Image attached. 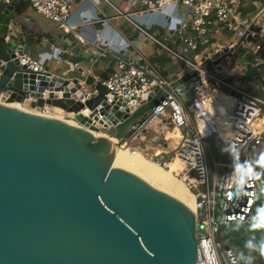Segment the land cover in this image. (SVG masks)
Here are the masks:
<instances>
[{
  "label": "water",
  "instance_id": "water-1",
  "mask_svg": "<svg viewBox=\"0 0 264 264\" xmlns=\"http://www.w3.org/2000/svg\"><path fill=\"white\" fill-rule=\"evenodd\" d=\"M19 16V1L0 2V264H195L190 193L156 167L115 153L107 137L120 144L171 89L232 68L245 37L208 48L197 69L163 89L107 105L105 77L72 65L41 76L25 71L24 47L10 34ZM45 90L62 94L43 101ZM32 91L29 110L10 106ZM45 106L71 123L33 112Z\"/></svg>",
  "mask_w": 264,
  "mask_h": 264
},
{
  "label": "built area",
  "instance_id": "built-area-1",
  "mask_svg": "<svg viewBox=\"0 0 264 264\" xmlns=\"http://www.w3.org/2000/svg\"><path fill=\"white\" fill-rule=\"evenodd\" d=\"M14 1L27 3L42 17L64 27L66 32L73 31V27L66 24L73 0H0L5 4ZM101 1L109 4L108 0ZM135 1L140 7L138 13L142 15L163 13L167 9H172L177 14L182 10V21L173 34L191 52L197 51L196 40L207 43L208 32L214 27H221L231 34L234 42L245 37L246 45L243 49L251 47L254 54L262 51V45L257 41L252 43L253 46L247 42L256 37L249 31V27L258 24L256 21L241 19L238 7L241 0ZM87 23V20H83V24ZM135 27L152 43L181 61L188 72L198 68V61H187L144 28L137 25ZM188 32L194 34V38L187 36ZM218 47L221 50L226 45ZM59 56L53 50L49 54V60L58 59ZM18 60L20 65L25 66V71L36 76L51 72L45 70L46 59L23 53ZM116 67L103 81L108 90L105 98L107 105L115 104L119 99L136 100L169 85L153 67L134 66L125 59H118ZM72 68L81 69L79 63L73 64ZM216 73L219 74L220 71L200 72L189 82L186 93L190 90L194 92L189 103L185 102V94H182L180 87L173 88L157 106L131 126L120 144L112 137L107 138L114 141L115 148L132 155L139 154L163 169H167L175 161L179 163V170L172 174L191 192L195 206V264H242L234 250L223 248L221 237H217V234L222 228L226 229L233 224L249 225L254 221L253 210L261 191V183L255 166L246 157L251 147H261L264 144V100L228 79L215 76ZM208 89L215 90L216 93H209ZM84 90L85 94L91 93L88 89ZM61 94L45 90L39 95L46 101L50 99V95L59 98ZM37 95V91L26 94L23 102L17 103L19 109L29 110L30 103L37 100ZM0 102H4L1 96ZM51 109L45 106L36 108L33 112L48 116ZM153 125L157 129L152 142H149L152 145L144 146V134ZM213 137L221 142L222 152L229 155L233 163H219L213 159L206 143Z\"/></svg>",
  "mask_w": 264,
  "mask_h": 264
},
{
  "label": "crops",
  "instance_id": "crops-1",
  "mask_svg": "<svg viewBox=\"0 0 264 264\" xmlns=\"http://www.w3.org/2000/svg\"><path fill=\"white\" fill-rule=\"evenodd\" d=\"M108 1L109 4L101 0H73L66 23L67 26L73 27V31L70 32H66L64 27L42 17L27 3L19 1L20 16L17 29L11 30L10 34L18 36L25 54L34 58L46 59V67L52 73L66 72L69 65L79 63L81 69H73L75 72L80 71L86 75L107 78L117 69L118 59H125L134 66L142 68L153 67L169 83L188 72L184 65L173 63L169 53L144 37L135 27L137 25L144 28L156 39H162L159 41L170 43L179 51H183L186 47L181 44L180 38L173 34L174 29L182 21L181 15L171 19L168 23L164 17L166 18L165 15L174 17L176 14L172 9H167L163 13H150L151 18L138 13L140 7L135 0ZM238 7L242 20L255 21L257 19V24L261 27L259 19L264 20V0H241ZM83 20H87L88 23L83 24ZM261 28L262 30L255 37V41L260 44V40H264V26ZM186 34L194 38V34L189 32ZM248 40L247 42L250 43ZM206 41L207 43L196 40L197 50H201V46L207 49L211 46H228L234 43V38L221 27H214L208 32ZM53 50L60 54L59 60H49V54ZM201 54H194L192 56L194 61L186 60L196 62ZM223 69L227 73L231 70L229 67H224L221 68L220 73ZM233 83L240 84V82ZM49 113L60 115L63 112L52 108ZM64 119L70 120L71 116L65 114ZM156 129L155 125L148 129L151 131L147 144L149 147L152 145L149 142H152Z\"/></svg>",
  "mask_w": 264,
  "mask_h": 264
},
{
  "label": "rangeland",
  "instance_id": "rangeland-1",
  "mask_svg": "<svg viewBox=\"0 0 264 264\" xmlns=\"http://www.w3.org/2000/svg\"><path fill=\"white\" fill-rule=\"evenodd\" d=\"M181 11H178L177 14L174 13V14H176V15H174V17L165 15L166 18L164 17V20H166L169 23V21L171 19H175L176 16H180ZM147 16H150L152 18V15H147ZM262 19H259V25L261 27L264 26V20H262ZM255 20L257 22V19H255ZM263 38H264V35H263ZM12 40L16 41L17 43L20 44V40L18 39V37H14V38H12ZM158 40L162 41V39H158ZM249 42H250V44H252L255 41H253V39L250 38ZM260 42L262 45V51H260L257 54H254L252 52L251 47H248L245 50L241 49L240 53L236 54L233 57V59L231 61L233 64V68H231L229 73H227V71L225 69H223L221 71V73H219V74L216 73L215 76L222 78V79H225V80L228 79L232 83L233 82H240L238 87H240L243 90L249 92L250 94L257 96L258 98L264 100V79H261L262 77L264 78V51H263L264 50V47H263L264 46V40L262 39V41L260 40ZM164 44L167 45L174 52L180 54L184 59H187L190 61H194L192 58V56L194 54L203 53L202 51L207 49V48H204V46H201L202 49L197 50L196 52H191L189 50L186 51V49L183 51H179L174 45H172L170 43H164ZM252 46H253V44H252ZM167 56H169V55L167 54ZM169 57L171 58V61L173 63L176 62V63H179L180 65H183V63H181L178 59H176L172 56H169ZM169 57H167V59H170ZM58 59H60V58H58ZM250 59L253 61L251 66L248 65V62L250 61ZM54 60H56V59H54ZM247 71L255 73V75L252 76L249 81H246L245 79H243V76ZM232 75H234V76H232ZM188 87H189V83L180 86V90H181L182 94H185V96L183 98H184V100L187 101V103H189L192 100L193 95H194V92L192 90H190L188 93H186L188 90ZM61 119L66 120V121L68 120V119H64V118H61ZM69 121H71V120H69ZM150 133H151V131L147 130L144 134V136H145V140L143 142L144 146H146L148 141H149V134ZM206 143H207V145H208V147L212 153L213 159L216 162L225 163V164L233 163V159L229 155L222 152L223 146L219 140H217L213 137V138L207 140ZM246 160L251 161L252 163L257 165L256 171L257 170L259 171V169H261L263 174H264V144L261 147H251L248 151ZM208 162H210V156L209 155H208ZM226 235L227 236L229 235L227 233V230L222 228L220 230V232L217 234V237H219V236L221 237V242H222L223 248H231L232 246L229 243L228 239L226 238ZM232 249L237 254L236 250L233 247H232ZM251 264H255V262L253 260H251Z\"/></svg>",
  "mask_w": 264,
  "mask_h": 264
},
{
  "label": "trees",
  "instance_id": "trees-1",
  "mask_svg": "<svg viewBox=\"0 0 264 264\" xmlns=\"http://www.w3.org/2000/svg\"><path fill=\"white\" fill-rule=\"evenodd\" d=\"M253 41H255V38H253ZM250 61L252 60L250 59ZM251 64V62H248L249 66ZM254 75V72L247 71L243 79L249 81ZM253 165L257 169V165L254 163ZM257 175L261 183V191L253 210L254 221L249 225L233 224L226 228L229 234L226 235V238L236 250L238 260L242 264H251V260L255 264H264V174L261 169L257 170Z\"/></svg>",
  "mask_w": 264,
  "mask_h": 264
},
{
  "label": "bare ground",
  "instance_id": "bare-ground-1",
  "mask_svg": "<svg viewBox=\"0 0 264 264\" xmlns=\"http://www.w3.org/2000/svg\"><path fill=\"white\" fill-rule=\"evenodd\" d=\"M207 91L209 93H214V94L216 93L215 90H211V89H208ZM10 106L15 107V108H20V106L17 103L10 104ZM48 116H53L54 118H58V119L65 118V114L64 113H61L60 115H52V114H49ZM67 121L71 123V121H69V120H67ZM110 142L112 144H114V141L113 140H110ZM114 151H115V153H119V154L131 156L133 158L139 159V160H141L143 162H146V163H148V164L156 167L157 169L161 170L162 172L166 173L167 175H169L170 177H172L174 180H176L177 182H179L190 193V195L192 196L191 192L187 189V187L183 184V182H181L177 177H175L172 174L173 172L178 171L179 168H180L179 163L177 161H175L172 164H170L167 169H163V168L159 167L156 163H154V162H152L150 160H147L146 158L142 157L139 154L132 155L129 152L124 151V150H121L119 148H114ZM192 198H193V196H192Z\"/></svg>",
  "mask_w": 264,
  "mask_h": 264
}]
</instances>
